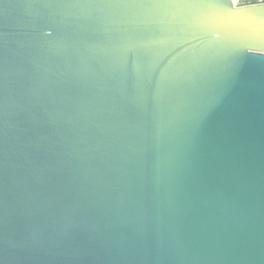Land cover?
Instances as JSON below:
<instances>
[{
	"label": "water",
	"instance_id": "obj_1",
	"mask_svg": "<svg viewBox=\"0 0 264 264\" xmlns=\"http://www.w3.org/2000/svg\"><path fill=\"white\" fill-rule=\"evenodd\" d=\"M0 264H264V2L0 0Z\"/></svg>",
	"mask_w": 264,
	"mask_h": 264
},
{
	"label": "rangeland",
	"instance_id": "obj_2",
	"mask_svg": "<svg viewBox=\"0 0 264 264\" xmlns=\"http://www.w3.org/2000/svg\"><path fill=\"white\" fill-rule=\"evenodd\" d=\"M256 0H234L235 5H243L248 3H253Z\"/></svg>",
	"mask_w": 264,
	"mask_h": 264
},
{
	"label": "built area",
	"instance_id": "obj_3",
	"mask_svg": "<svg viewBox=\"0 0 264 264\" xmlns=\"http://www.w3.org/2000/svg\"><path fill=\"white\" fill-rule=\"evenodd\" d=\"M254 2H264V0H256V1H254ZM254 2H253V3H254Z\"/></svg>",
	"mask_w": 264,
	"mask_h": 264
},
{
	"label": "bare ground",
	"instance_id": "obj_4",
	"mask_svg": "<svg viewBox=\"0 0 264 264\" xmlns=\"http://www.w3.org/2000/svg\"><path fill=\"white\" fill-rule=\"evenodd\" d=\"M232 2L234 3V0H232Z\"/></svg>",
	"mask_w": 264,
	"mask_h": 264
}]
</instances>
